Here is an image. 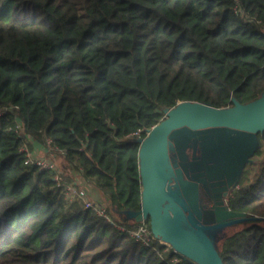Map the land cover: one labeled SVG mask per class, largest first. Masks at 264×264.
I'll return each mask as SVG.
<instances>
[{
  "label": "trees",
  "instance_id": "16d2710c",
  "mask_svg": "<svg viewBox=\"0 0 264 264\" xmlns=\"http://www.w3.org/2000/svg\"><path fill=\"white\" fill-rule=\"evenodd\" d=\"M263 91L264 0H0V108L13 107L0 117V264H198L131 235L138 139L178 101L226 107ZM29 136L50 139L62 179L81 170L125 228L25 163ZM257 136L226 202L258 218L222 228L224 264H264Z\"/></svg>",
  "mask_w": 264,
  "mask_h": 264
},
{
  "label": "water",
  "instance_id": "95a60500",
  "mask_svg": "<svg viewBox=\"0 0 264 264\" xmlns=\"http://www.w3.org/2000/svg\"><path fill=\"white\" fill-rule=\"evenodd\" d=\"M164 112L138 139L141 207L124 213L149 217L153 236L192 261L224 264L217 249L222 228L258 218L229 208L226 197L258 148L264 91L231 106L186 100Z\"/></svg>",
  "mask_w": 264,
  "mask_h": 264
},
{
  "label": "built area",
  "instance_id": "2783aa9c",
  "mask_svg": "<svg viewBox=\"0 0 264 264\" xmlns=\"http://www.w3.org/2000/svg\"><path fill=\"white\" fill-rule=\"evenodd\" d=\"M13 110L12 106H2L0 108V117ZM21 127L19 124L16 125V131H20ZM20 150L24 153V162L27 164H35L41 168H47L54 171V179L57 186L64 197L68 200L80 198L86 207L91 208L97 214L105 217L107 220L112 221L110 218L107 207L108 205L102 200H95L88 198L87 191L84 187L86 181L81 176L80 173L76 172L72 181H67L62 179L61 170L56 162L58 147L51 144V140L47 139L45 142L37 141L31 136L28 140H24ZM72 172V170H69ZM116 226L124 229V225H120L112 221ZM131 235L140 240L144 244H149L153 236L150 227L147 223L141 220V223L134 229L131 230Z\"/></svg>",
  "mask_w": 264,
  "mask_h": 264
},
{
  "label": "crops",
  "instance_id": "0c3cea01",
  "mask_svg": "<svg viewBox=\"0 0 264 264\" xmlns=\"http://www.w3.org/2000/svg\"><path fill=\"white\" fill-rule=\"evenodd\" d=\"M84 187H85L87 194L90 198L95 199V200H104L101 192L96 187H94L93 185H91L89 183H85ZM226 200H227V197H226Z\"/></svg>",
  "mask_w": 264,
  "mask_h": 264
},
{
  "label": "rangeland",
  "instance_id": "374dc122",
  "mask_svg": "<svg viewBox=\"0 0 264 264\" xmlns=\"http://www.w3.org/2000/svg\"><path fill=\"white\" fill-rule=\"evenodd\" d=\"M58 157V156H57ZM56 157V162H57V158ZM59 168H60V170L62 171V168H61V166L59 165L58 166ZM75 176V175H74ZM64 178V180H67V181H69L67 178H65V177H63ZM88 198H90L89 196H88ZM90 199H92V198H90ZM103 202H105L107 205H108V202L106 201V200H102ZM107 211H108V214H109V216H110V218L112 219V221H114L115 223H117V224H120V222L118 221V219H119V217L118 216H116V217H114L112 214H111V212L109 211V206L107 207ZM130 219H132V218H130ZM121 225V224H120ZM234 228H230V229H227V232L230 230H233Z\"/></svg>",
  "mask_w": 264,
  "mask_h": 264
},
{
  "label": "flooded vegetation",
  "instance_id": "af4514ba",
  "mask_svg": "<svg viewBox=\"0 0 264 264\" xmlns=\"http://www.w3.org/2000/svg\"><path fill=\"white\" fill-rule=\"evenodd\" d=\"M210 204L212 203V202H209Z\"/></svg>",
  "mask_w": 264,
  "mask_h": 264
}]
</instances>
